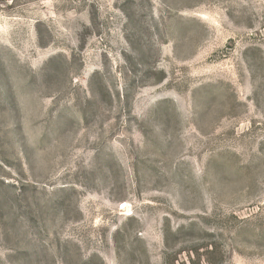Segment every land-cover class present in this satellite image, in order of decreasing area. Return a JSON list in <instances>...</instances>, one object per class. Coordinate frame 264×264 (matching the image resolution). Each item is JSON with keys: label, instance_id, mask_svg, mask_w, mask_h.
<instances>
[{"label": "rangeland", "instance_id": "obj_1", "mask_svg": "<svg viewBox=\"0 0 264 264\" xmlns=\"http://www.w3.org/2000/svg\"><path fill=\"white\" fill-rule=\"evenodd\" d=\"M0 264H264V0H0Z\"/></svg>", "mask_w": 264, "mask_h": 264}]
</instances>
